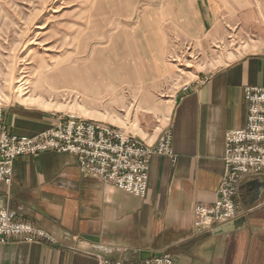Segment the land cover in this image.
<instances>
[{
	"label": "crops",
	"instance_id": "crops-1",
	"mask_svg": "<svg viewBox=\"0 0 264 264\" xmlns=\"http://www.w3.org/2000/svg\"><path fill=\"white\" fill-rule=\"evenodd\" d=\"M209 3L203 29L216 15ZM246 86L264 87V52L201 76L178 97L168 122L177 161L151 157L144 197L83 174L71 153L18 156L10 183L0 181V208L48 231L56 243L0 242V264H97L96 255L138 262L141 252L168 254L176 264H264V174L238 183L235 225L219 232L222 225L197 227L193 216L194 204L215 200L225 132L246 121ZM2 119L8 133L26 136L57 121L20 103L2 106Z\"/></svg>",
	"mask_w": 264,
	"mask_h": 264
},
{
	"label": "rangeland",
	"instance_id": "rangeland-1",
	"mask_svg": "<svg viewBox=\"0 0 264 264\" xmlns=\"http://www.w3.org/2000/svg\"><path fill=\"white\" fill-rule=\"evenodd\" d=\"M209 2L0 0V106L99 120L150 143L201 76L264 52V0H211L203 29Z\"/></svg>",
	"mask_w": 264,
	"mask_h": 264
},
{
	"label": "built area",
	"instance_id": "built-area-1",
	"mask_svg": "<svg viewBox=\"0 0 264 264\" xmlns=\"http://www.w3.org/2000/svg\"><path fill=\"white\" fill-rule=\"evenodd\" d=\"M247 114L243 127L224 135L223 171L212 204L193 206L194 224L213 228L237 217L235 194L238 183L249 174H264V87L243 90ZM171 128L163 129L147 143L123 128L73 114H62L54 125L31 136L8 133L0 106V181L9 184L15 159L43 151L71 153L80 171L137 197L147 192L150 159L177 155L171 147ZM56 243L54 236L36 225L16 219L15 211L0 208V242ZM97 264H176L168 254L138 262L96 255Z\"/></svg>",
	"mask_w": 264,
	"mask_h": 264
},
{
	"label": "water",
	"instance_id": "water-1",
	"mask_svg": "<svg viewBox=\"0 0 264 264\" xmlns=\"http://www.w3.org/2000/svg\"><path fill=\"white\" fill-rule=\"evenodd\" d=\"M238 221H239V218L236 219V220H233V221H231V222H229V223H226V224L222 225V226L218 229V231L220 232V231H223V230H225V229H228L229 227L235 225ZM140 256H141L140 259H141V260H144V259H147V258H150V257H153V256H160V255H158V254H148V252H141V253H140Z\"/></svg>",
	"mask_w": 264,
	"mask_h": 264
},
{
	"label": "bare ground",
	"instance_id": "bare-ground-1",
	"mask_svg": "<svg viewBox=\"0 0 264 264\" xmlns=\"http://www.w3.org/2000/svg\"><path fill=\"white\" fill-rule=\"evenodd\" d=\"M19 92L21 93V89H19ZM144 138H146V136H144Z\"/></svg>",
	"mask_w": 264,
	"mask_h": 264
}]
</instances>
